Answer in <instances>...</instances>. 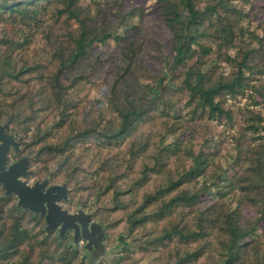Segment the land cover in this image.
Here are the masks:
<instances>
[{
    "label": "trees",
    "instance_id": "1",
    "mask_svg": "<svg viewBox=\"0 0 264 264\" xmlns=\"http://www.w3.org/2000/svg\"><path fill=\"white\" fill-rule=\"evenodd\" d=\"M85 1L0 0V123L118 231V264H264V5ZM42 225L0 216L2 254L88 264Z\"/></svg>",
    "mask_w": 264,
    "mask_h": 264
},
{
    "label": "water",
    "instance_id": "2",
    "mask_svg": "<svg viewBox=\"0 0 264 264\" xmlns=\"http://www.w3.org/2000/svg\"><path fill=\"white\" fill-rule=\"evenodd\" d=\"M25 146L8 133L7 124L0 123V187L4 196L13 195L16 206L33 216L43 219L44 231H57L61 239L71 234V245L76 248L82 241V250L87 257L88 264H118L120 254L127 245L122 243L108 249L104 243L107 238L105 228L94 222V211L86 212L77 207L75 212L63 208L69 201L68 188L65 184H50L49 179L27 183L33 171L30 162L34 155L21 156ZM17 158L9 164L8 155Z\"/></svg>",
    "mask_w": 264,
    "mask_h": 264
},
{
    "label": "rangeland",
    "instance_id": "3",
    "mask_svg": "<svg viewBox=\"0 0 264 264\" xmlns=\"http://www.w3.org/2000/svg\"><path fill=\"white\" fill-rule=\"evenodd\" d=\"M142 1L143 0H131L130 1V3L132 4V5H141V3H142ZM251 1V3H252V5L253 6H261V5H264V0H250ZM84 5H89L90 6V1L89 0H86L84 3H83ZM150 4V3H149ZM149 4H147V5H149ZM257 21H262V16H261V13L259 12H257V15L254 17V19H253V22L254 23H256ZM110 47H112V44L110 45ZM97 81V79H94V81ZM96 81H95V83H96ZM87 92V94H88V99H90V100H92V99H95V98H99L100 97V93H99V90H98V88L97 87H95V86H90V88H89V90L88 91H86ZM253 100L255 101V102H259L260 101V97L259 96H257V95H255L254 97H253ZM245 105H253L251 102H249V100H248V98H241V97H238V98H229L228 100H227V102L225 103V106L227 107V108H230V109H233V110H235V109H238V108H240V107H243V106H245ZM252 107L253 106H250V108L252 109ZM104 111H105V109H104ZM106 112V111H105ZM106 116H108L109 118H110V115H109V113H106ZM236 117H239L238 116V114H236L235 115ZM223 129V128H222ZM221 128L219 129V128H216L215 130L216 131H221L222 130ZM212 133L214 134V133H216V132H214V130L212 131ZM11 134V133H10ZM12 135V134H11ZM18 141V140H17ZM21 143V142H20ZM20 146H25V145H20ZM26 147V146H25ZM26 155V154H25ZM29 155H34L35 157H36V155H35V153H33V154H29ZM24 156V155H23ZM35 159V158H34ZM33 159V160H34ZM32 160V161H33ZM31 161V162H32ZM31 162H30V170H32L33 171V174L29 177V179H30V181H34V180H38L39 178H41L42 177V175H39V176H37L36 175V173L41 169V163L39 162V163H37V164H31ZM54 168H52V170H53ZM39 173H40V171H39ZM48 178V177H47ZM46 179V178H45ZM49 179V178H48ZM40 180V179H39ZM49 182H50V184H65V183H63V182H61L60 181V179H58V180H56V181H50L49 180ZM69 190V189H68ZM70 198V197H69ZM77 207H81V206H79V205H77V206H75L74 205V203H71V204H67V203H65V205H64V208L65 209H67L69 212H75V210H76V208ZM81 208H83V207H81ZM83 210L84 211H86V212H90V211H96V208H94V207H92L91 209H84L83 208ZM245 213L246 214H248V215H253V212L252 211H245ZM92 219H93V217H92ZM94 221V220H93ZM261 230L262 231H264V222H262L261 223ZM106 232V231H105ZM107 234V238L105 239V241H104V243H105V245H106V247L108 248V249H111V248H113V247H115V246H117L118 244H119V242H120V240H121V242L122 243H124V241H123V239H122V237H121V235L120 234H118V231H111V233H106ZM124 244H126L127 245V243H124ZM77 249H81V247L79 246V247H77ZM82 250V249H81ZM122 255V253L120 254V256ZM119 256V257H120ZM134 257V259H141L139 256H133ZM144 263V260H140V262H139V264H143Z\"/></svg>",
    "mask_w": 264,
    "mask_h": 264
},
{
    "label": "flooded vegetation",
    "instance_id": "4",
    "mask_svg": "<svg viewBox=\"0 0 264 264\" xmlns=\"http://www.w3.org/2000/svg\"><path fill=\"white\" fill-rule=\"evenodd\" d=\"M9 133V132H8ZM10 134V133H9ZM13 136V135H12ZM14 137V136H13ZM14 139L17 141V139L14 137ZM20 143V141H18ZM20 145H22L20 143ZM25 154H29L26 152V147H25V150L22 152L21 156L25 155ZM19 157L17 158H12L11 157V154L8 155V161H9V164L12 163L13 161L17 160ZM44 180V179H43ZM43 180H34V181H30L29 178H27V183L28 184H32L33 182L35 181H43ZM16 198L13 196V195H9V196H4L3 195V190L1 189L0 187V216H3V215H9V214H17V213H21L23 215V217L26 219V222H33V224H37L38 222H42V231L44 233V236H47L49 235L50 233H54L55 236L59 239V241H63V240H67L68 241V244L71 245V234H66L64 237H62L61 239L57 236V231L56 230H51L49 231L48 233H46L44 231V226H45V223H44V220L43 219H39L38 217L36 216H33L30 212L28 211H23L21 208L17 207L16 206ZM69 202V201H68ZM67 202V203H68ZM64 205L63 204V208H64ZM65 209V208H64ZM72 246V245H71ZM81 247L82 249V246H83V242L82 241H79L78 242V246L77 247ZM73 247V246H72ZM76 247V248H77ZM74 248V247H73ZM75 248V249H76ZM83 251V250H82ZM0 264H18L15 262V260L11 259V258H8L4 256V254H2V252L0 251Z\"/></svg>",
    "mask_w": 264,
    "mask_h": 264
}]
</instances>
